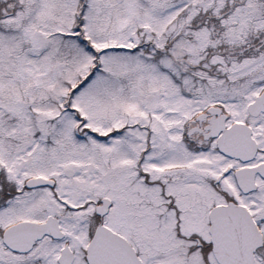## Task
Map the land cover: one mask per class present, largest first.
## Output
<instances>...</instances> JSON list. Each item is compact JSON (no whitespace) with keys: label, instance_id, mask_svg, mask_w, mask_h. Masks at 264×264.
Listing matches in <instances>:
<instances>
[{"label":"snow or ice","instance_id":"1","mask_svg":"<svg viewBox=\"0 0 264 264\" xmlns=\"http://www.w3.org/2000/svg\"><path fill=\"white\" fill-rule=\"evenodd\" d=\"M0 264H264V0H0Z\"/></svg>","mask_w":264,"mask_h":264}]
</instances>
